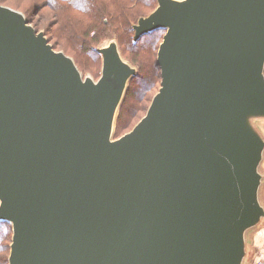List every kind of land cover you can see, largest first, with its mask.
Returning a JSON list of instances; mask_svg holds the SVG:
<instances>
[{"label": "water", "instance_id": "obj_1", "mask_svg": "<svg viewBox=\"0 0 264 264\" xmlns=\"http://www.w3.org/2000/svg\"><path fill=\"white\" fill-rule=\"evenodd\" d=\"M161 86L115 138L137 67L99 80L0 4V220L9 264H247L264 220V0H157Z\"/></svg>", "mask_w": 264, "mask_h": 264}, {"label": "trees", "instance_id": "obj_2", "mask_svg": "<svg viewBox=\"0 0 264 264\" xmlns=\"http://www.w3.org/2000/svg\"><path fill=\"white\" fill-rule=\"evenodd\" d=\"M3 1L7 0H0V4L5 5ZM17 1L22 4V0ZM31 2L33 7H39L35 9L37 11H40V7H48L52 10L55 18L52 24L54 31L51 33L52 36L45 33L55 50H62L70 55L82 72L101 70L103 59L98 48L102 47L109 33L118 31L116 41L121 54L124 58L123 51L131 54L132 61L138 65V72L131 79L119 110L115 138H120L132 130L143 118L138 119V113L148 110L149 104L161 86V69L157 57L166 31L164 29L153 31L136 42L133 29V25L140 17L147 16L156 9L157 0H32ZM22 11L38 31L43 29L38 28L32 21L29 9ZM142 83L150 84V88L153 86L155 92L151 91L148 94L149 86H141ZM144 101L147 104L142 106ZM12 239V224L0 220V264H9ZM263 239L262 233L255 238L256 248L264 246ZM257 256V259L261 260L259 258L262 254L258 253Z\"/></svg>", "mask_w": 264, "mask_h": 264}, {"label": "rangeland", "instance_id": "obj_3", "mask_svg": "<svg viewBox=\"0 0 264 264\" xmlns=\"http://www.w3.org/2000/svg\"><path fill=\"white\" fill-rule=\"evenodd\" d=\"M27 1V3H25V0H22V4L20 3V2H18L17 0H7L6 2L5 1H3L4 3L3 4H5L4 6H11V8L13 7V9L14 8H16L15 10H18V11H20V12H22L23 13V11L22 10H24V9H29L30 10V12H29V14H30V17H31V19H32V21L33 22H35L36 24H37V26H38V28H43V29H41L40 31H44V32H46L47 34H49V35H51V33H53V31H54V28H52V24L55 22L54 21V17H53V12H52V10L50 9V8H48V7H44V8H42V7H40V11H37V10H35L36 8H39V7H33V3L31 2L32 0H26ZM24 2V3H23ZM2 5V4H1ZM19 5H21V6H19ZM23 5H25V6H23ZM23 8V9H22ZM33 26H34V24H32ZM35 27V26H34ZM36 28V27H35ZM117 30H114L113 32H111V33H109V35H108V37H107V39L105 40V42L101 45V46H104V45H106L108 42H110V41H112V40H117L118 39V34H117ZM45 33V34H46ZM47 34H46V36H47ZM52 36V35H51ZM48 37V36H47ZM52 44V43H51ZM53 45V44H52ZM57 51H59V50H57ZM62 51V50H61ZM62 52H64V51H62ZM124 52V55H125V60H127L130 64H132L133 66H135V67H138V65L136 64V63H134L133 61H132V58H131V54H129L128 52H125V51H123ZM65 53V52H64ZM67 54V53H66ZM68 55V54H67ZM68 56H70V55H68ZM71 57V56H70ZM158 58V57H157ZM141 61H143L142 60V58H141ZM103 65V64H102ZM82 72V71H81ZM83 74L85 73L84 71L82 72ZM101 73H102V68H101V70L100 71H97V69H95L94 71H87L84 75H89V76H91L94 80H99V78L101 77ZM141 86H144V85H147L146 83H142V84H140ZM147 86H149V93L148 94H150V92L152 91L153 93L155 92V90L154 89H152V88H154L153 86H152V88H150V84L149 85H147ZM143 104L145 105V104H147V102L146 101H144V103H142V106H143ZM150 105V104H149ZM150 107V106H149ZM149 109V108H148ZM147 110V109H146ZM148 111V110H147ZM147 111H142L141 112V114H140V112L138 113V119L140 118V117H144L146 114L145 113H147ZM255 125H256V127L258 128V130L263 134V136H264V120L262 119V120H256L255 121ZM136 126V125H135ZM134 126V127H135ZM133 127V128H134ZM131 131V130H130ZM129 131V132H130ZM128 133V132H127ZM126 134V133H125ZM124 134V135H125ZM114 136H115V133H114ZM123 136V135H122ZM121 136V137H122ZM261 172H262V174L264 175V162H263V164H262V167H261ZM261 201H262V203H263V205H264V183H263V186H262V189H261ZM264 234V220H263V222H262V224L260 225V226H258V227H256V228H254V229H252L249 233H248V245H249V248H248V258H247V264H251L253 261H256V259H257V255H258V253H260V254H262V257L261 258H259V259H261V260H264V246H262L261 248L259 247V248H256V244H255V238L257 237V236H259V234ZM262 244H264V239H263V241H262ZM251 246V247H250ZM255 250L257 251V252H255ZM263 258V259H262ZM258 260V259H257Z\"/></svg>", "mask_w": 264, "mask_h": 264}, {"label": "built area", "instance_id": "obj_4", "mask_svg": "<svg viewBox=\"0 0 264 264\" xmlns=\"http://www.w3.org/2000/svg\"><path fill=\"white\" fill-rule=\"evenodd\" d=\"M251 264H264V260H256L253 261Z\"/></svg>", "mask_w": 264, "mask_h": 264}, {"label": "crops", "instance_id": "obj_5", "mask_svg": "<svg viewBox=\"0 0 264 264\" xmlns=\"http://www.w3.org/2000/svg\"><path fill=\"white\" fill-rule=\"evenodd\" d=\"M251 247V246H250Z\"/></svg>", "mask_w": 264, "mask_h": 264}]
</instances>
